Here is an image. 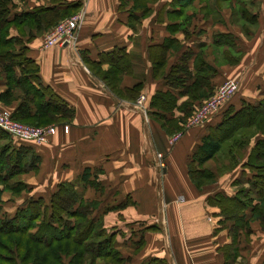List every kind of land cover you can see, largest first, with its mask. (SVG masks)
I'll return each instance as SVG.
<instances>
[{
    "label": "crops",
    "instance_id": "1",
    "mask_svg": "<svg viewBox=\"0 0 264 264\" xmlns=\"http://www.w3.org/2000/svg\"><path fill=\"white\" fill-rule=\"evenodd\" d=\"M10 1V18L36 7L62 10L76 4L83 20L70 47H43L49 26L8 29V36H18L25 56L36 64L39 85L61 107L52 121L42 124L57 125L46 143L9 137L11 148L26 147L23 158L35 161L7 187L0 184V205L5 202L1 212L10 217L30 198L47 200L58 183L71 181L84 200L95 201L91 217L112 235L123 264H264V208L253 213L251 206L259 204L252 185L255 172L244 166L255 142L264 139V123L261 129L239 130L246 142L233 153L234 163L231 154L218 152L199 165L210 174L200 188L187 172L200 140L218 133L225 115L244 103L264 106V0H151L135 20L129 15L131 0L120 8L121 0ZM159 48L165 55L155 65ZM182 61L186 75L178 71L173 76L185 77V82L172 85L167 74ZM197 63L211 70L201 72ZM116 64H125V70L107 74ZM13 73L19 76L17 69ZM196 76L207 77L208 85L198 86L192 99L185 91ZM9 78L0 66V93ZM226 79L237 81V90L202 121L186 125L191 116L184 118L185 104L197 109ZM135 85L137 95L127 97ZM167 92L172 105H150L154 93ZM10 93L8 103L0 100V107L10 111L31 97L16 86ZM43 100L48 101L47 94ZM28 106L29 115L36 114L35 105ZM186 120L180 137L170 142ZM61 124L68 126L66 133ZM4 142L0 139V146ZM156 153L163 155L162 167L155 165ZM84 170L88 175L81 179ZM16 183L25 186L13 193L10 187ZM239 189L248 194L249 204L223 218L217 197L227 205L233 199L243 202Z\"/></svg>",
    "mask_w": 264,
    "mask_h": 264
},
{
    "label": "trees",
    "instance_id": "2",
    "mask_svg": "<svg viewBox=\"0 0 264 264\" xmlns=\"http://www.w3.org/2000/svg\"><path fill=\"white\" fill-rule=\"evenodd\" d=\"M121 1L119 8L124 3V0ZM131 1L129 15L135 20V18H139V14L141 16L145 14L147 11L146 4L151 0ZM11 6L12 2L10 0H0V66L4 72H7V75H10L6 89L0 93V100L6 103L11 98L10 91L14 86L22 88L26 91L25 96L27 94L31 95L30 100L20 101L15 111H10L4 106L3 108L8 109L11 117L20 122L27 121L31 123L30 125H42L52 121L53 113L61 107L57 105L59 99L39 85L36 76V64L25 56L26 46L18 36H8V29L11 25L18 29L19 24L26 26V28L34 27L35 29L51 27L58 20L76 12L79 7H76V4H69L68 8L62 10L36 7L29 12H22L10 18ZM136 10L139 12L137 15L134 13ZM244 16L247 17L248 15ZM228 43H230V40H228ZM164 55L163 48H159L155 56L157 60L155 65L161 61L163 63ZM197 64L201 68V72L211 70L205 63H202L201 67L200 63ZM125 67V64L121 66L116 64L115 68L109 72L107 71V74H110V72L119 74L120 71L125 70ZM14 69L19 71L18 77L14 76ZM178 71H182L186 75L187 70L184 61L170 68L167 80L174 83L172 85L185 82V77L179 79L173 76ZM103 74L101 77L104 79L106 73ZM28 80L33 81L37 87L29 84ZM191 84L185 92L194 99L199 89L198 86H201V84L207 86L208 78L203 76L198 78L196 76ZM138 90V85L133 86L130 91L126 92L127 97L136 96ZM44 94L48 95V101L43 100ZM28 103L35 105L36 114L29 115ZM172 103H174V100L169 92L154 93L150 100L151 106L165 107L172 105ZM186 106L185 104V108L182 110L184 118L192 116L196 110L192 109L191 106L189 108H186ZM186 122L187 120L178 128L175 127L177 129L174 131L180 130ZM263 123L264 106H251L244 103L232 115H225L223 122L218 125V133L204 135L196 152L187 162L188 175L196 188H200L206 180L205 178L210 175L207 171L199 168L204 160L215 157L218 152H221L226 156L231 154L230 158L234 163L233 153L238 154L246 142V136L242 135L239 130L250 126L261 129ZM236 132L238 136H236ZM232 135L233 137L228 140ZM9 137L12 136L0 129V139L5 140L4 144L0 146V184L5 187L8 186V181L11 178L28 170L35 161V158H32L27 162L23 158L28 152L26 147L11 148ZM263 147L264 139L255 142L244 164V166L255 172L252 176V185L255 188V196L259 199V204H254L251 207L253 213L257 212V214H259L258 212L263 213L264 208L262 203L264 201V152L261 150ZM197 172H202V174L196 178ZM87 175L88 170H84L80 178L85 179ZM90 184L95 185L92 182ZM15 186L10 187L13 193L19 192L25 185L16 183ZM239 191H243V202H240L241 199H233L232 204L227 205L224 202L225 199H221L220 196L217 197L216 203L219 207V215L223 218L235 215L245 205L249 204L251 199L247 200L249 198L248 194L243 189H239ZM94 206L95 201L84 200L77 193L71 181L58 183L56 190L49 195L47 200L40 197L30 198L24 206L17 208L12 216L0 217V264H123V258L112 245V235L91 217ZM153 262L155 264H165L160 260H153ZM148 263L152 264L151 260Z\"/></svg>",
    "mask_w": 264,
    "mask_h": 264
},
{
    "label": "built area",
    "instance_id": "3",
    "mask_svg": "<svg viewBox=\"0 0 264 264\" xmlns=\"http://www.w3.org/2000/svg\"><path fill=\"white\" fill-rule=\"evenodd\" d=\"M82 20V9H79L78 11L58 20L45 31L42 37V46L49 47L52 45H66L70 47L74 45ZM237 87V81L233 79L224 80L216 87L213 93L198 106L186 125H194L199 121H202L204 117L213 112L223 101L230 97L237 90ZM60 128L65 133L68 130V126L66 124H61ZM0 129L14 138L29 140L41 144L46 143L49 137L56 132L57 125L26 124L12 118L8 109L0 107ZM180 135V131L173 133L171 135L170 142L176 141ZM155 165L157 167H162L163 155L161 153L155 154Z\"/></svg>",
    "mask_w": 264,
    "mask_h": 264
},
{
    "label": "rangeland",
    "instance_id": "4",
    "mask_svg": "<svg viewBox=\"0 0 264 264\" xmlns=\"http://www.w3.org/2000/svg\"><path fill=\"white\" fill-rule=\"evenodd\" d=\"M261 150H262V152H264V147L261 148ZM200 174H202V172H201V173L197 172V174H196V178H197ZM1 203H2V205H0V217H1V216H5L4 212H1V211H2V208H3V206H4L3 203H5V202L2 201Z\"/></svg>",
    "mask_w": 264,
    "mask_h": 264
}]
</instances>
